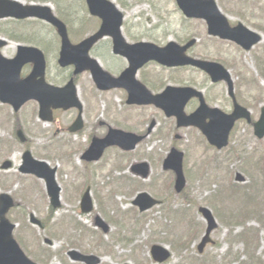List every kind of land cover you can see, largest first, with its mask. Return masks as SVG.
<instances>
[{
	"label": "rangeland",
	"instance_id": "obj_1",
	"mask_svg": "<svg viewBox=\"0 0 264 264\" xmlns=\"http://www.w3.org/2000/svg\"><path fill=\"white\" fill-rule=\"evenodd\" d=\"M150 1L129 0L128 5L124 8L118 4L126 14L130 25L139 23L136 25L142 26V28H138L139 31L157 28L161 31V33H157V36L163 37V41L176 40L177 36L184 38L190 34L198 38L200 44L196 53L226 61L230 65L233 78L239 82L243 81L241 90L247 103L252 104L253 99L260 98L264 94V65L258 68V62L262 64L259 60L256 64V58L253 56L240 52L235 46L223 44L218 39L209 37L204 22L193 21L189 28L184 23L183 16L178 11L174 0ZM217 1L230 19H244L235 9L236 3L242 0ZM22 2L27 4L25 1ZM253 2L254 0H251L249 6ZM257 3L264 5V0H258ZM250 7L255 9L256 6L251 5ZM261 7L262 5H259L254 13L258 9L259 13H257L262 14ZM244 22L246 23V21ZM21 25L28 27L25 24ZM251 25L255 30H258V26L252 20ZM4 27L13 30L12 25H4ZM34 27V30L38 29L36 25L31 29ZM10 44V50H14L17 46L14 42ZM262 47L264 48V44ZM9 49L6 51L9 52ZM165 77L174 81L192 79L200 85L205 76L200 73H167ZM252 78L257 79L254 85ZM84 85L88 86L89 80L85 81L84 79ZM215 90H220V88ZM262 98L264 99V95ZM101 100H107V97H102ZM215 103L219 104L222 101L217 100ZM102 105L104 102H100L99 110L103 109ZM10 111V108L0 104V138L2 143L6 141V145L10 148L9 154L15 157L16 164L19 165L22 150L17 144H14L12 138L13 117H11ZM27 113L30 111H25L22 116ZM160 118L162 122L159 127L162 129L164 140L157 141L153 148L155 150L146 149V153L142 157L149 156L151 151H157L162 157H165L170 151V141H173L174 135L172 134L170 137L169 133H172L174 124L172 126V123L166 121L164 116ZM35 124L36 126L31 131L35 138L34 142L37 147L35 149L39 158L47 161L50 159L52 163L60 166L61 170H65L62 176L63 180L67 182L73 178L72 167L78 166L81 173V155L75 149L77 145L42 150L41 148L49 143V135L44 133L47 126L36 119ZM180 133L183 134L184 139L178 149L187 154V194L184 197L176 194L172 196V193L175 192L172 190V185H169L172 180L171 175L164 173L160 164L154 167L153 177L155 176V178L143 182V185L145 184L149 189L148 191L152 190L151 194L159 196L164 201L167 200L164 203L169 202L172 198L176 203L172 202V206L170 205L168 208H173L175 214L171 212L169 215L168 208L164 209L161 205L148 212L146 216L140 217L139 210L134 209L132 205L135 197L133 192L126 188L115 195L108 192L103 183L112 168V163L117 158L112 151L103 159V163L96 167L97 172L93 168L101 194V196H97L99 203L97 204V200L96 208L100 211L97 214L110 225V232L104 235L101 230L95 227L91 216L75 212L76 207L79 206V197L64 191L62 195L63 208L55 214L56 220L63 218L64 229L63 227L55 228L52 231L53 237L48 234L55 242L51 247V264H71L69 258L67 257L70 262L66 259L65 253L68 248L77 249V247L68 243L78 242L81 234V244L78 249L80 247L86 249L88 243L85 238H93V236L97 237L95 243L100 240L111 241L112 237L124 239L118 240L110 249L92 245L91 251L101 256L104 264H122L124 262L156 264L150 255L151 244L156 243L155 241H160L161 244L167 245L173 251V257L165 264H188L191 257L196 261L194 264H264V140H257L250 127L245 124L240 125L229 147L219 152L208 147L207 142L192 128L183 129ZM1 153L3 152L0 151V165L4 161V155ZM125 169L124 163L122 169L115 170L114 176L118 178V175L124 174ZM0 173V194L2 192L11 193L20 204L19 208H15L10 213L13 222L17 225L15 235L18 233L25 241V245L34 251L33 254L38 255L40 251L38 248L45 246L44 235L38 228L31 226L29 212H35L40 218H43L47 213L49 201L44 195L42 185L38 181L32 183L29 178L20 177V173L16 169L11 172L0 170ZM203 173H205L204 178L202 177ZM237 173L244 177L245 183L236 182ZM3 174H7L6 176L9 177L2 178ZM155 182L157 184L154 185ZM199 206L209 207L219 225L212 234L215 244L208 245L203 256L196 253V249L195 251L191 250L199 243L207 226L206 221L198 214ZM252 206H255L254 209L247 210L249 214L245 213V210ZM242 208L244 210L236 211ZM251 215L253 217H250ZM249 217L250 219L247 220ZM74 228L79 230V235L75 231H71ZM168 237L169 239L173 238L175 244L163 243L162 239Z\"/></svg>",
	"mask_w": 264,
	"mask_h": 264
},
{
	"label": "flooded vegetation",
	"instance_id": "obj_2",
	"mask_svg": "<svg viewBox=\"0 0 264 264\" xmlns=\"http://www.w3.org/2000/svg\"><path fill=\"white\" fill-rule=\"evenodd\" d=\"M25 1L27 4L30 1L34 0H20ZM122 2L124 5H128L129 0H117ZM159 1V0H158ZM251 0H242L236 3V11L239 12V15L244 19L242 20H232L227 16L229 20V24L232 28H236L240 24L249 29L251 32L257 35L256 39L258 42L251 47L249 51H246L242 46L237 45L230 41L219 40L223 44H228L235 46L240 52L246 53L256 58V64L259 60L262 64L258 62L257 67L264 65V48L262 47L264 44V5L257 3L258 0H254L251 5L256 6L255 9L262 5L261 11L262 14H258L259 10L249 6ZM60 4V10L55 3L57 13L60 11L62 16L65 18L69 15L70 20L73 23V27L68 29V36L70 42L74 45H81L87 39L91 38L95 34L98 33L101 27V21L97 18H93L88 16L85 18V14H88V9L85 0H57ZM246 2V3H245ZM245 3V4H243ZM75 5V6H74ZM79 6V8L77 7ZM224 11V10H223ZM258 12V13H257ZM89 15V14H88ZM246 21V23L244 21ZM251 20L258 26V30H255L251 25ZM21 23L20 21L15 20H3L0 21V40H4L7 42L5 46L0 48V55L6 60H14L17 58L19 54V49L21 47H31L37 48L44 55L45 60V70L43 80L48 88L46 99V111L43 112L44 117H42L41 105L37 100H31L24 104L19 110H15L12 106L1 104L3 107L10 108L11 117H13V125H12V138L14 139V144H17L22 150L21 153V162L19 165L16 164L15 157L9 154L8 145H6V141L2 143L0 138V148L4 155V161L0 165V170L11 172L13 169H16L18 173H20V177L32 181H38L41 183L42 188L44 190V195L48 198V206L47 213L43 218H40L36 215L35 212L30 211L29 217L31 214H35L36 217L41 221L42 226L38 228L44 235V245L38 248L39 254L34 255L29 246L25 245V241L22 239V245L24 249L27 251L30 259L36 264H51L52 259V251L51 247L54 246V241L51 239L48 234L53 237L52 231L55 228H62L63 226V218L57 219L55 218V214L57 211L50 202L47 180L45 178H39L36 175L32 174H23L21 172V168L24 166V157L27 153H30L32 158L36 161L45 163L49 168H44L43 171L47 172V175L50 177L52 175V171H55V181L59 188L61 189V200L63 202V193H70L72 195L79 197V206L76 207L75 212L81 214V201L83 197L89 191L93 198L97 196H101L100 187L94 177L93 168H95V172H97L96 167L100 166L103 162V159L112 152L115 153L117 158L112 163V168L109 171L105 178V182L103 183L104 188L108 190L112 195L115 193L119 194L121 191L126 188L130 192H133L134 198L139 195L146 193L150 196H154L157 198L162 204L164 200L159 196H155L151 194L152 190L148 191L147 186L143 182L155 178L154 167L157 165L162 166V170L164 173H168L171 175V182L169 185H172V190L174 191V178L175 175L171 172H167L164 170V160L167 155L171 152L172 149H178L180 143L184 139L183 134L180 132L183 129L188 128H179L177 124V120L175 118L166 117L164 111L157 107L155 104H144L139 102H134L133 98H131V92L126 87L113 86L109 89H101L96 82V80L92 77L91 72L85 71L82 73H77V67L70 66H62V45L63 40L60 36L58 30L49 28L44 30H34L30 28V22L32 20H28V27H24L22 30H11L4 27V25H13L14 23ZM23 23V24H27ZM191 23H188V26L191 27ZM75 24V26H74ZM139 24V23H136ZM130 25L129 21L125 18L122 36H123V44L125 47L134 46L142 43L153 44L159 48H163L168 45L170 42H175L181 48H184L190 44L192 40H195V36L192 34L187 37L180 38L177 36L176 40L163 41L161 36H157V33H161V31L157 28L147 29L145 31H139L142 28L141 25ZM206 25V24H205ZM4 27V29H3ZM137 29V30H136ZM157 29V30H155ZM14 33L18 36L15 37ZM156 33V34H155ZM21 39H20V38ZM198 39V38H197ZM11 42L16 43V47L14 50H10ZM200 41L197 40V43L193 46H190L186 51V56L190 59L201 60V61H209L216 62L222 65L225 69L229 70L233 80L234 98L230 97L228 94V84L225 81L220 83H213L212 79L200 69L194 66H184V67H176V68H167L164 67L157 62H149L145 64L143 67L137 70L135 75L134 83L131 82L133 80L131 77L126 78V84L130 87V89L135 92V87L137 85L141 86L146 94H149L153 97H157L165 92L168 87L175 88H188L194 92H198L201 96H193L191 100L188 102L185 112L187 115H192L196 113L200 107L205 104L208 108L217 109L225 116H230L235 111V102L242 108H245L251 113L252 123H248L247 120L242 119L236 122L235 127L231 130L229 135V145L232 143L233 138L235 137V133L240 125H247L253 131L254 134V123L257 122L263 113L264 109V99L262 98L264 94L260 98H256L252 100V104L247 103L244 98L242 87L243 84L239 80H235L233 78L230 65L221 59L217 58H209L204 54H197L196 49L199 46ZM9 49V52L6 51ZM89 56L92 60L98 62V64L102 67V69L109 74L113 79L119 80L123 77V75L128 72L131 68V58L127 55L121 54L115 51V39L111 36L105 37L97 42L90 50ZM35 71V64L28 63L23 66L21 69L20 77L22 80L28 79ZM167 73H200L204 75V81L199 85L196 84L192 79L188 81L167 79L165 74ZM41 78L39 77L38 80ZM85 81L89 80V85H84ZM257 79L252 78L253 85L256 83ZM71 88L74 89L75 99L73 97ZM220 88V90H215ZM46 91V90H45ZM136 93V92H135ZM264 93V90H263ZM70 94L73 99L71 98ZM102 97H107V100H101ZM221 98V99H220ZM217 100H221L222 103H215ZM100 102H104L103 109L99 110ZM97 104V106H96ZM66 105H73L67 108ZM255 105V106H254ZM28 107V109H26ZM32 107V108H31ZM26 109V110H25ZM25 111H30L22 116V113ZM148 113V114H146ZM259 114V115H258ZM258 115V116H256ZM164 116L166 121L174 124L172 127V133L174 136L173 141H170L171 148L169 153L162 157L157 151H151L149 156L142 157L146 153V149H153L157 141H163V132L161 127V118ZM95 117V119H93ZM160 118V119H159ZM35 119L39 122L43 123L47 126L44 130L45 134L49 135V143L45 147H42V150L46 149H59L65 146L73 147L77 145L75 148L80 152V166L82 167V171L80 173L79 167H72L74 170L72 175V180L65 181L63 180V172L65 170H61V167L52 163L45 159H40L36 152V144L34 142V137L32 136V129L36 126ZM161 120V121H160ZM211 123V118L206 119V124ZM195 132H197L202 139L207 142V146L213 150H217L215 147L211 146L208 142L207 138L203 135L201 130L197 127H191ZM39 131L41 129H38ZM43 133V132H42ZM196 133V134H197ZM259 141H263V139H258ZM74 139L75 141H73ZM111 143L108 148H106L103 157L98 161H88L84 159L85 154L94 147L95 144L102 143ZM115 143V144H114ZM134 146V147H133ZM126 147V148H125ZM133 150H124L127 148H131ZM73 149V148H71ZM179 150V149H178ZM153 152V153H152ZM185 154V152H184ZM187 159V154H185ZM6 157V158H5ZM10 162L11 165L7 170H4V164L6 162ZM126 165V171L124 170V174L118 175V178L115 177V170L122 169V164ZM146 164L147 167H138L139 165ZM186 164V163H185ZM65 165V164H64ZM66 166V165H65ZM68 168V166H66ZM2 173V172H1ZM0 173V174H1ZM96 174V173H95ZM7 174H3L2 178H8ZM97 175V174H96ZM158 178V177H157ZM157 182L154 183V185ZM171 192V191H170ZM8 193V192H2ZM1 193V194H2ZM0 194V195H1ZM11 194V193H10ZM105 194V192H104ZM174 193H172L173 195ZM12 195V194H11ZM13 196V195H12ZM14 198V196H13ZM16 200V199H15ZM20 204L16 200V208H19ZM134 209H137L133 206ZM138 210V209H137ZM98 213V212H97ZM97 213L91 215L90 218L94 220V223L97 225ZM140 213V212H139ZM140 217L146 216L140 213ZM115 219V218H114ZM108 224V223H107ZM95 225V227H96ZM109 225V224H108ZM33 226V225H31ZM35 227V226H33ZM37 228V227H36ZM101 230L100 228L96 227ZM64 229V227H63ZM111 227L109 225V232ZM79 235V230H74ZM99 232V231H98ZM103 233V231L101 230ZM18 235V233H17ZM16 236V235H15ZM80 235L78 242H69V245L75 246L76 248H68L66 254V259L71 264H84L75 262L69 256L70 251H77L81 255L85 256H96L102 259L101 256L95 254L96 252L91 251L92 245H97L99 248L110 249L112 246L121 240L122 238L112 237L111 241L100 240L95 243L97 237L93 238H85L88 244L86 249L79 248L78 246L81 244ZM124 240V239H122ZM170 240V239H169ZM103 241V244L101 242ZM93 243V244H91ZM164 243V242H163ZM100 245V246H99ZM158 245H164L158 243ZM47 246V247H46ZM153 246V245H152ZM170 248V247H169ZM65 249V248H64ZM197 250V245L195 248H191V250ZM173 253L172 249L170 248ZM190 250V251H191ZM189 251V250H188ZM111 255H113L111 253ZM151 255V253H150ZM195 256V255H192ZM68 257V258H67ZM187 258V257H186ZM185 258V259H186ZM152 259V256H151ZM103 260V259H102ZM171 260V259H170ZM169 261V260H168ZM167 261V262H168ZM192 261L188 260V263ZM166 263V262H165ZM164 263V264H165ZM100 264H104L102 261Z\"/></svg>",
	"mask_w": 264,
	"mask_h": 264
},
{
	"label": "water",
	"instance_id": "obj_3",
	"mask_svg": "<svg viewBox=\"0 0 264 264\" xmlns=\"http://www.w3.org/2000/svg\"><path fill=\"white\" fill-rule=\"evenodd\" d=\"M89 11L92 16L99 17L103 21V25L98 34L87 40L83 45L73 46L68 39L67 27L61 22L48 6H24L13 0H0V19L13 17L16 19L36 18L53 25L58 29L63 39V50L61 64L63 66L75 65L77 73L86 70L91 71L94 79L101 89H109L113 86L126 87L131 92V98L134 102L144 104H155L162 108L168 117H176L178 126H197L208 137L210 143L218 149H223L228 144V138L235 122L241 118H247L250 121V115L246 109L236 104L235 112L231 116H225L217 109L209 110L205 104L193 115L187 116L184 109L188 101L198 94L190 89L168 88L162 95L153 97L146 94L139 85L135 87L133 92L126 84V78L131 77L132 83L135 81V74L139 68L149 61H157L167 67H178L184 65H194L211 75L214 82L225 80L229 83L230 94L233 95V82L230 74L221 66L213 63L196 61L185 56L186 50L195 44L192 41L188 46L181 48L175 43L169 44L166 48H157L151 44H139L136 46H127L123 44L121 36V26L123 24V14L116 8L114 4L107 0H86ZM177 4L181 11L188 17L194 19L206 20L209 26V33L223 39L233 40L246 49L258 42L256 35L239 26L231 29L227 20L221 14L214 0H177ZM104 36H113L115 39V51L127 55L131 58V68L119 80H113L106 74L97 62L91 60L88 53L92 46ZM6 43L0 40V48ZM35 64V71L27 80L20 79L21 69L28 63ZM45 70L44 56L39 50L33 48L19 49V54L14 61H7L0 56V101L11 104L15 110H19L23 104L29 100H38L43 112L46 111V95L48 88L43 80ZM41 78L38 80V78ZM73 97L74 89L71 88ZM46 90V91H45ZM70 95V94H67ZM71 96V95H70ZM71 96V98L73 99ZM67 108L73 105H66ZM211 118V123L206 124V119ZM256 133L259 137L264 136V109L260 122L256 124ZM109 143L95 144L84 156L88 161L99 160L104 150L110 146ZM115 144V143H114ZM126 148V147H125ZM183 154L173 151L169 159L165 163L166 169H173L177 175L176 190L181 192L186 180L183 175ZM10 167V163H5L4 168ZM44 168H49L47 164L40 163L32 159L30 153L24 157V166L22 172L35 174L40 178L47 180L48 192L51 198L52 206L57 209L61 207V189L55 181V171L49 177ZM237 180L244 182L245 179L241 175H237ZM156 201L152 200L148 195L144 194L138 197L135 205L141 207L142 211L152 208ZM83 213H89L93 210V201L89 191L82 199ZM14 206L13 199L8 195L0 196V264H35L25 255L18 243L13 237L15 225L7 219L6 215ZM201 214L208 222L206 235L201 243L199 250L203 251L207 243L211 242V233L217 228V223L212 212L206 208L200 209ZM31 222L41 226L34 215ZM97 225L108 232V226L97 218ZM153 257L156 261L163 262L169 256V252L162 247L154 246L152 249ZM73 260L84 262L86 264H99L101 260L95 256H85L74 251L70 253Z\"/></svg>",
	"mask_w": 264,
	"mask_h": 264
},
{
	"label": "trees",
	"instance_id": "obj_4",
	"mask_svg": "<svg viewBox=\"0 0 264 264\" xmlns=\"http://www.w3.org/2000/svg\"><path fill=\"white\" fill-rule=\"evenodd\" d=\"M54 3H56V5L58 6V10H60V4H59V2H57V0H52ZM59 15L62 17V19H64L66 22H67V19H65V18H63V16L61 15V12L59 11ZM19 24H21V23H19ZM19 24H16V25H14L13 26V29H24L23 28V26L22 25H19ZM31 25V24H30ZM34 25H36V28H38V29H36V30H39L40 28H41V26H40V24H39V22H35L34 24L32 23V26H34ZM40 27V28H39ZM31 28V27H30ZM34 29H35V27H34ZM14 36L15 37H17L18 38V36L14 33ZM20 38V37H19ZM21 39V38H20ZM235 218H237V217H235ZM236 222H239L238 220H236Z\"/></svg>",
	"mask_w": 264,
	"mask_h": 264
}]
</instances>
